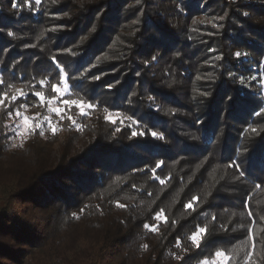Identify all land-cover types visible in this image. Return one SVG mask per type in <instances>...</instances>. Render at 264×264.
Here are the masks:
<instances>
[{"label":"trees","instance_id":"1","mask_svg":"<svg viewBox=\"0 0 264 264\" xmlns=\"http://www.w3.org/2000/svg\"><path fill=\"white\" fill-rule=\"evenodd\" d=\"M13 2L0 0V92L27 95L0 109V264H200L237 248L229 264H264V0ZM52 57L66 98L96 107L12 148L7 112L44 116L33 91L60 83Z\"/></svg>","mask_w":264,"mask_h":264},{"label":"snow or ice","instance_id":"2","mask_svg":"<svg viewBox=\"0 0 264 264\" xmlns=\"http://www.w3.org/2000/svg\"><path fill=\"white\" fill-rule=\"evenodd\" d=\"M53 3H55V0H52ZM33 3L35 6H39L41 4V0H24V6L31 8L33 6ZM13 8H17L18 4L13 2L12 4ZM223 19V17H221ZM201 23H211V21H200ZM10 36L13 35V33L9 32L8 33ZM242 53L237 51L235 53V56L237 58L241 57ZM156 57H153V60H155ZM52 61L54 64H56L59 67V75H60V83L59 84H52L51 89L53 92V95L51 97H46L44 91H33V95L38 97V104L40 106H47V111L49 115H44L41 116L40 113H36L34 116H28L25 115L23 112H21V108L27 109L28 105H20L19 108L14 109L13 111H8L7 116L9 120H15L18 121L15 124L14 132L15 135L13 137L14 140H19L20 143H12L11 147L12 148H20L23 147L24 141L30 136L34 135L38 132L40 136L45 135V127H47L48 130L51 131L53 135H55L59 131L58 123L61 120H64L67 118L71 122L72 125H76V121L73 119L71 115H68L67 113L70 112L71 107H75L79 110L80 115H86L87 111L90 109H93L96 107L92 103H88L85 101H82L80 99H68L67 94H68V84H67V74L62 66H60L59 61H57L56 57H52ZM93 79L99 80V76H94ZM199 79V77H198ZM243 82V80L241 81ZM4 81L0 80V85H3ZM39 84L41 88H45L48 86L49 81L47 79H41L39 81ZM109 88L113 87V85H109ZM9 92H12V95H9ZM64 92L65 96H61L60 93ZM27 93L22 89V88H15L13 85H7V90L0 92V109H5L7 110L11 105L16 102L19 97L26 96ZM150 101L153 99V97L149 96L148 98ZM105 112H108V109H105ZM51 114H55V116L58 118V121L54 123L52 121ZM119 116V114H117ZM106 120H110L112 123H116V120L112 118V115L109 114L105 117ZM130 119V118H129ZM135 123V122H134ZM5 127H10V125L6 124ZM253 132H256L255 128L251 129ZM119 131V129H117ZM144 135V132H137L133 131L132 136L136 135ZM151 135L153 137L163 139L164 137L155 132L152 131ZM162 163V162H161ZM161 163H158L156 165L157 168L161 166ZM155 171V170H153ZM161 184L164 183L163 180L160 181ZM198 201V197H193L191 201H189L187 204L184 205L186 209H191L193 207V203ZM117 206L120 208L126 207V205L121 204L117 202ZM83 211V209L81 210ZM251 215V213H249ZM73 216L76 218H79L76 213H73ZM153 219L157 222H167V217L165 215V212L163 209H160L155 213L153 216ZM215 219V217H213ZM143 227L146 230L149 231H158L159 230V224H148L145 223ZM207 233V228L206 227H199L197 226L196 231H194L189 239L192 241L193 245L195 247H199L201 240L204 235ZM177 246L179 247V242H177ZM143 248H147L148 245L144 244L142 245ZM243 248H237L233 249L231 253H226L223 250H217L214 253V259L209 260L208 258H205L204 260L201 261V264H229L230 260L234 258L236 254H238L240 251H242ZM179 259L180 257H176ZM245 264H255L253 261V252L249 251L246 253L245 256Z\"/></svg>","mask_w":264,"mask_h":264},{"label":"rangeland","instance_id":"3","mask_svg":"<svg viewBox=\"0 0 264 264\" xmlns=\"http://www.w3.org/2000/svg\"><path fill=\"white\" fill-rule=\"evenodd\" d=\"M60 95H61V96H65V93H64V92H61ZM21 112H23L25 115H28V116H34L36 113H40V111L32 112V111L29 110V108H27L26 110H25V109H22ZM44 115H49V113H48V111H47V106H46L45 109H44ZM42 116H43V115H42ZM51 117H54V118H55V114H51ZM55 120H56V118H55V119L52 118V121H55ZM17 122H18V121H15V122H14V125H13V133H14V135H15L14 128H15V124H16ZM46 128H47V127H45V129H46ZM14 135H13V137H14ZM13 142H14V143H20L19 140H14V139H13ZM211 260H213V259H211ZM211 260H210V261H211ZM200 264H201V263H200Z\"/></svg>","mask_w":264,"mask_h":264}]
</instances>
